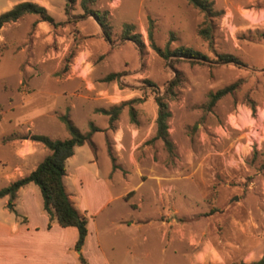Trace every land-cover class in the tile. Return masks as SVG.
I'll list each match as a JSON object with an SVG mask.
<instances>
[{"label":"rangeland","instance_id":"374dc122","mask_svg":"<svg viewBox=\"0 0 264 264\" xmlns=\"http://www.w3.org/2000/svg\"><path fill=\"white\" fill-rule=\"evenodd\" d=\"M208 1L216 12L210 41L198 35L203 14L185 0H96L92 10L108 14L107 42L94 18L83 17L79 0L67 11L65 0H0V14L31 2L54 21L25 15L0 29V173L32 169L17 154L31 135L68 139L60 115L82 134L90 123L103 128L93 138L100 170L113 168L114 194L141 206L117 214L141 221L130 250L141 264H242L264 245V0ZM149 20L158 47L169 42L170 50L189 48L208 61L165 62L149 47ZM127 24L142 36V51L121 39ZM220 54L245 67L214 64ZM109 74L120 75L105 82ZM177 75L176 98L164 100L171 112L168 153L161 140L152 141L154 98ZM236 82L209 107L211 94ZM116 106L122 107L110 125L101 110ZM116 239L108 255L118 262L126 249Z\"/></svg>","mask_w":264,"mask_h":264},{"label":"crops","instance_id":"0c3cea01","mask_svg":"<svg viewBox=\"0 0 264 264\" xmlns=\"http://www.w3.org/2000/svg\"><path fill=\"white\" fill-rule=\"evenodd\" d=\"M94 126L100 131L92 135L91 144L74 148L73 155L65 162L63 178L70 201L87 221V236L80 252L75 250L78 238L76 228L59 226L56 218L44 210L39 189L34 184H28L19 189L12 203L13 210L8 208L7 197L0 199V264H141L140 258L130 251L139 243L136 233L141 221L131 219L133 215L130 213L117 216L118 211L130 209L131 213H135L141 206L132 208L126 193L115 195L112 191L109 179L113 168L103 174L93 149V138L102 133L103 128ZM17 154L22 158L20 164L27 161L33 165L32 169L27 173L1 172L0 181L6 182L4 187L33 171L48 151L38 143L25 140ZM129 193L135 197L137 192ZM141 198L138 196L137 200ZM117 237L126 249L118 262L108 255V252H114ZM258 251L256 257L246 255L243 262L264 259V245ZM164 253L162 248L161 255Z\"/></svg>","mask_w":264,"mask_h":264},{"label":"trees","instance_id":"16d2710c","mask_svg":"<svg viewBox=\"0 0 264 264\" xmlns=\"http://www.w3.org/2000/svg\"><path fill=\"white\" fill-rule=\"evenodd\" d=\"M111 1V0H108ZM187 4L192 6L201 12L204 16V22L202 27L198 30V35L210 41L212 36L211 19L216 15L213 10V3L208 0H185ZM65 10L73 7L76 4V0H65ZM96 0H79V8L84 16H92L101 28L102 35L107 42L111 40V26L108 22L107 12L100 13L99 11L92 10V6ZM25 15H36L39 17L40 22H46L50 25H54V21L47 11L37 4L31 2H22L15 5L12 9L0 14V29L8 23H14ZM132 25H124L121 32V39L131 41L140 51L145 47L142 36L134 32ZM147 38L150 49L158 55L165 62L175 61H189L190 63L200 64L203 61H208V58L199 52L193 51L189 48H177L170 50V43L167 42L164 48L158 47L153 40V22L148 21ZM214 64L233 65L240 68L245 67L239 59L234 56L220 54L216 55L212 60ZM120 74H109L104 78L105 82H111L115 80ZM149 86L153 87L151 82H146ZM180 84L179 76L170 83L169 87L165 91L163 96L156 95L154 101L157 105V117L155 120L156 130L152 141L161 140L163 146L168 153L173 151V144L169 140L168 134V120L171 117V112L168 109L166 98H176V87ZM239 82L233 83L227 87H224L214 94L210 95L209 107L213 106L216 101L224 97L225 95L234 91ZM122 106H116L110 110H101V113L109 116L110 125L115 120L117 114L120 112ZM133 113V110H131ZM60 121L63 123L65 130L68 133L69 138L63 141L51 140L42 135H31L29 139L35 143L41 144L48 154L45 158L31 171L28 175L19 178L8 186L0 189V199L7 197L10 210L12 209V203L17 198V193L20 188L28 184H34L40 191L43 201L44 210L51 216L55 217L59 226L74 227L78 232V238L75 244V250L80 252L86 236H87V221L81 216L74 208L72 202L66 193L63 178L65 175V162L74 153V148L82 146L85 143L91 144V137L94 133L100 131L92 123L90 124V130L82 134L72 123L68 114L59 116ZM81 262H83L81 256H79ZM244 264V263H242ZM248 264H264V259H260Z\"/></svg>","mask_w":264,"mask_h":264},{"label":"built area","instance_id":"2783aa9c","mask_svg":"<svg viewBox=\"0 0 264 264\" xmlns=\"http://www.w3.org/2000/svg\"><path fill=\"white\" fill-rule=\"evenodd\" d=\"M252 134H255L257 132L256 129L251 130ZM253 138V141L257 144L255 137L251 136Z\"/></svg>","mask_w":264,"mask_h":264}]
</instances>
